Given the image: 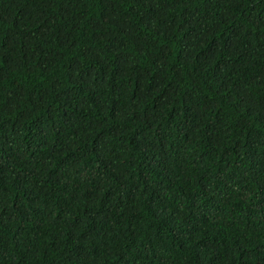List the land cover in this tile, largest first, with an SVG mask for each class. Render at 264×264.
Segmentation results:
<instances>
[{
	"label": "trees",
	"instance_id": "16d2710c",
	"mask_svg": "<svg viewBox=\"0 0 264 264\" xmlns=\"http://www.w3.org/2000/svg\"><path fill=\"white\" fill-rule=\"evenodd\" d=\"M0 264H264V0H0Z\"/></svg>",
	"mask_w": 264,
	"mask_h": 264
}]
</instances>
